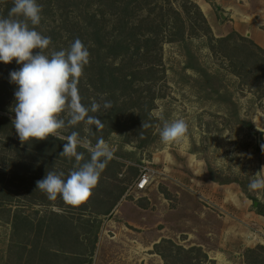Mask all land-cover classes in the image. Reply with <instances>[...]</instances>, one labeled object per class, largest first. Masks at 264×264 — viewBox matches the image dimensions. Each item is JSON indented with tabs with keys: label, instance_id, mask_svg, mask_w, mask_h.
Segmentation results:
<instances>
[{
	"label": "rangeland",
	"instance_id": "obj_1",
	"mask_svg": "<svg viewBox=\"0 0 264 264\" xmlns=\"http://www.w3.org/2000/svg\"><path fill=\"white\" fill-rule=\"evenodd\" d=\"M6 1L0 0V12H5ZM47 1L54 6V16L41 14L44 21L36 30L58 25L60 48L70 43L68 40L82 25L85 12L95 13L98 19L103 13L109 20L106 24L110 31L117 25L113 11L122 14L125 8L136 5L133 0H115L112 6L109 4L113 2L108 0H63L62 12L66 9L69 18L64 26L60 21L64 17H60V0H38L42 9L48 5ZM148 1L150 5L135 9L131 21L145 16L153 5L161 7L147 13L149 18L163 15L170 25L176 26L179 23L172 13L176 10L184 20L182 38L176 35L173 39L169 33L172 26L170 31L162 28L157 79L148 75L150 81L137 83V92L131 94L133 99L140 94L142 101L152 96L150 115L154 122L141 131L140 124L132 122L133 115L125 112L124 130L113 131L104 140L113 153L111 160L115 162L116 174L103 171L91 197L79 206H70L59 196L49 200L36 186L50 166L67 175L75 160L60 156L51 162L47 158L37 161L36 153H30L24 161L31 167H39L42 175L37 177L31 170L25 181H13L20 188H8L14 192L10 201L12 210L27 219V224L17 221L13 225L8 219H0V264H69L64 258L71 253H75L69 257L75 258L76 263L82 260L88 264H247L245 250L264 244V219L255 213L252 200L246 197L264 203V190L253 191L248 187L252 179H264V143L258 145V134L253 131H264V93L260 91L259 73L255 75L252 68L246 67L254 64L255 57L248 52L238 54L235 46L248 44L235 36L225 43L229 50L210 41L195 9L188 4L195 3L200 9L195 0ZM205 1L221 21L219 8ZM10 4L12 7L13 3ZM65 4L69 7L65 8ZM7 16L8 12L4 17ZM147 29L148 26H142V31ZM212 35L224 37L213 32ZM17 65L15 60L0 63V79L6 71L9 76L7 84L0 89V105L5 109L0 115L10 120L15 118L11 109L16 101L15 92H11L15 84L9 83V74ZM178 118L188 125L183 141L162 143L159 132L164 121ZM86 125L81 122L80 128L68 127L62 135L66 137L81 130L87 134ZM89 144L95 145L91 141ZM11 145L8 138L0 136V171L6 170L8 176V171L14 168L10 160L21 161L13 160L17 154ZM63 146L60 144V153ZM143 167L153 171L147 190L159 193L158 201L153 203L147 200V195H137L132 189ZM213 178L226 183L214 182ZM120 189L123 194L112 206ZM126 200L144 206L145 200L149 203L142 219L117 218L122 210L120 204ZM101 207L111 210L108 214L96 213ZM65 231L71 237L62 249L60 238ZM162 239L173 244L159 247L164 259L154 252V244ZM34 245H37L35 253ZM87 249L92 250L89 255L84 252Z\"/></svg>",
	"mask_w": 264,
	"mask_h": 264
},
{
	"label": "trees",
	"instance_id": "obj_2",
	"mask_svg": "<svg viewBox=\"0 0 264 264\" xmlns=\"http://www.w3.org/2000/svg\"><path fill=\"white\" fill-rule=\"evenodd\" d=\"M12 1L13 0L6 1L7 6L4 9L5 12H0V16L4 17L7 15V12H9V8L12 5L10 3H13ZM62 1L63 0H60V17H63V15L64 17L60 21L61 24L65 26L69 18L66 9L62 12ZM133 1H136V5H134V7L131 9L126 10L125 8L122 14L119 13V11L118 13L117 11H113L114 13L112 14L116 19L117 25L112 27V30L110 29V31H108L106 24L109 20L105 19L103 13L101 14L102 17L98 19L95 17V13L85 12L82 18V25L74 31V35L70 40H68L71 43L76 38H79L90 52V62L85 67L84 74L81 77L78 86L81 102L87 106L90 105L94 100H99L100 97L103 96L105 100L111 101L112 103L111 109L107 111L101 109L99 113H89V115H99L97 118L102 121V128L96 130L94 125H86L88 129L87 134H85L82 130L79 131L81 137L86 136L92 143H96L98 137H102L105 140L111 132L124 130L125 112L133 115L134 119L132 118V122L138 123V125L140 124L139 126H141V131L151 126V124L154 122V118L150 115V110L153 104L152 96L149 99L142 101L140 94H138L134 99L132 98L131 94L137 92L138 88L135 87L137 83L142 81H150L151 78H149L148 75L152 76V78H154L153 80L157 79L156 76L159 72L158 65L160 63V42L162 40V28H166L168 31H170L172 26L173 28L169 33L173 36V39H175L176 35L182 38L184 20L180 17L178 11H172L173 16L176 17V20H178L179 23L176 26L175 23L170 25L163 15L149 18L147 13L152 12L156 7H161L157 5H153L151 8L148 7L145 16L131 21L129 18L134 16L133 14L135 9L141 10L143 5L147 6L150 3L148 0H143V3H139L138 0ZM114 2L115 0H108L110 6H112ZM188 4L195 9L194 13L197 16V20L200 21L202 30L204 34H208L210 41L220 44L225 48V50L230 49L225 43L233 36H235L239 41L248 44V46L237 45L238 47L235 46V48L237 49L238 54L248 52L250 55L255 57V60L253 61L254 64L246 65V67L247 69L248 67L252 68L255 75L259 73L260 91L264 93V49L257 46L246 37L239 35L235 31H232L224 37H214L200 9H198L195 3ZM68 7L69 5L65 4V8ZM191 7L186 9L190 10ZM53 8L54 6L48 2V5L43 7L41 14L45 15L46 17L49 14V16H54V12L52 14V10H54ZM76 8H79V5H76ZM79 10H81V8ZM186 12L188 14L189 11L187 10ZM125 16L128 17V19H126ZM188 17L191 18L190 15ZM42 20L44 21V18L41 19V22ZM38 26L41 27L40 24ZM56 26H52V29H45V27L41 29L37 28V31L51 38L52 43L49 45V48L45 50L46 54H50L52 50L63 49L60 48L61 33L60 31L56 30ZM142 26H148V29L142 31ZM111 33L114 34V37H109ZM70 43H66V48L70 45ZM35 53L36 52H34V54ZM116 59H118V63H114ZM19 68L20 65L15 67L16 70H19ZM234 73L240 75V72L238 71H234ZM118 76H120L123 82L118 78ZM8 77V71H6L3 75V78L0 79V89L7 84ZM257 79L258 78H254L255 81ZM9 83H11L10 79ZM147 87L150 86L147 85ZM16 90L17 85L12 87L11 92H15ZM0 111L5 112V109L2 108L1 105ZM143 125L145 126L143 127ZM248 126L251 127L252 125L248 124ZM89 129L91 130L89 131ZM0 136H5L9 139V143L13 144L11 145V149H14V153L17 154L16 157H13V160H21L15 163L12 161V159L10 160V166L14 168L8 171L9 176L7 175L6 170L0 171V219H8L13 225H15L17 221L27 224V219H24L19 214H17V211L12 210L10 201L12 199V193L14 192H11L8 188L9 186H17L20 188V184L13 185V181H25L28 179L27 174H29L31 170H33L37 177L42 175L39 167H31L24 161L27 160L30 153H36L34 157L37 159V161H42L45 158H47V161L50 160L49 162L59 160L60 144H65L66 142L56 137L50 136L45 140L33 139L31 142L22 143L18 137V134L16 133L14 126L12 125V120L2 115H0ZM79 150L80 152L84 153L85 159L89 158V153L87 150H84L83 148H80ZM114 165L115 162L110 160L103 171L107 172L111 170V175L114 176L116 174V168H114ZM54 168L55 166H50L49 171L54 170ZM212 181L218 182L220 184L226 183V181H219L214 178ZM122 194L123 189H120L114 197V204H111L112 206L115 205ZM246 197L252 200L253 203L256 202L254 211L256 214L261 215L264 218V203H261L248 195H246ZM110 210L111 208L104 209V207H101L96 213L108 214ZM70 237V232L65 231L63 236L60 238L62 249H65V246H67L66 242L67 240H70ZM165 243L173 245L170 240L166 239H162L160 242L154 244V252L160 255L162 259H164V257L159 251V247ZM25 249L26 245H24L22 248L23 252ZM36 249L37 245H34V253L36 252ZM177 249L182 252H188L187 250H184L180 247H177ZM84 252L86 254L88 253L89 255L92 250L87 249V251ZM53 254L51 255L55 257L58 256ZM74 254L75 253H71L70 255L65 254L67 257L64 259H67L69 264H88V262L82 260H79L76 263V260H74L75 258L69 257L73 256ZM61 255L62 254L60 253V257ZM243 255L247 264H264V244L257 245L254 248H247Z\"/></svg>",
	"mask_w": 264,
	"mask_h": 264
},
{
	"label": "clouds",
	"instance_id": "obj_3",
	"mask_svg": "<svg viewBox=\"0 0 264 264\" xmlns=\"http://www.w3.org/2000/svg\"><path fill=\"white\" fill-rule=\"evenodd\" d=\"M41 13L38 0H13L8 16H0V62L9 64L15 60L22 65L9 74L10 82L17 85L16 103L11 109L15 113L12 125L22 143L50 136L66 141L60 156L74 159L73 169L67 175L63 171H47L43 179L36 181V186L49 200L59 196L66 204L79 206L91 197L113 153L102 137L91 146L78 131L66 137L62 133L81 122L99 130L103 127L99 115L89 113L107 111L112 103L103 96L87 106L81 102L78 86L90 62V52L76 38L67 48L46 54L52 41L36 30ZM35 49L39 51L34 54ZM187 131L184 119L166 120L159 136L164 144H179ZM81 147L87 149L89 158L85 159L84 153L77 150ZM248 187L253 191L264 190V179H252Z\"/></svg>",
	"mask_w": 264,
	"mask_h": 264
},
{
	"label": "crops",
	"instance_id": "obj_4",
	"mask_svg": "<svg viewBox=\"0 0 264 264\" xmlns=\"http://www.w3.org/2000/svg\"><path fill=\"white\" fill-rule=\"evenodd\" d=\"M216 8L221 21H218L213 8L205 0H195L206 15L211 31L215 36H225L232 31L251 40L264 49V0H208ZM148 187L137 195H147L150 203L158 201L159 193L148 192ZM145 206L148 205L145 200ZM123 204H127L123 208ZM136 202L125 201L120 204L122 210L118 219H142L146 207ZM264 219V218H263ZM9 223V222H8ZM10 228L9 224H5ZM7 241V239H6ZM8 242V241H7ZM212 258H215L214 256Z\"/></svg>",
	"mask_w": 264,
	"mask_h": 264
},
{
	"label": "built area",
	"instance_id": "obj_5",
	"mask_svg": "<svg viewBox=\"0 0 264 264\" xmlns=\"http://www.w3.org/2000/svg\"><path fill=\"white\" fill-rule=\"evenodd\" d=\"M153 171L148 167H143L141 173L132 184V189L135 193L143 192L151 182Z\"/></svg>",
	"mask_w": 264,
	"mask_h": 264
},
{
	"label": "water",
	"instance_id": "obj_6",
	"mask_svg": "<svg viewBox=\"0 0 264 264\" xmlns=\"http://www.w3.org/2000/svg\"><path fill=\"white\" fill-rule=\"evenodd\" d=\"M253 131L258 134V145L261 146L264 143V131L259 129H253ZM253 205L255 207L256 202H254Z\"/></svg>",
	"mask_w": 264,
	"mask_h": 264
}]
</instances>
